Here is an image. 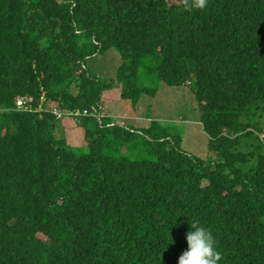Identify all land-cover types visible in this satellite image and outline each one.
Segmentation results:
<instances>
[{"label":"trees","instance_id":"1","mask_svg":"<svg viewBox=\"0 0 264 264\" xmlns=\"http://www.w3.org/2000/svg\"><path fill=\"white\" fill-rule=\"evenodd\" d=\"M38 19L70 56L63 87L48 74L57 65L35 36ZM107 48L123 59L119 82L135 77L145 59L180 62L182 81L169 85L193 93L208 146L227 164L218 168L223 193L201 156L191 162L166 142L157 143L156 161L125 159L119 172L108 170L103 142L109 133L126 137L95 131L96 120L85 115V151L69 145L68 190L59 192L65 143L45 134L48 105L58 96L61 109L84 113L104 88L111 90L113 79L80 69L95 49ZM258 113L264 114V0H208L191 10L184 0H0V189L14 195L0 200V264H142L155 256L150 264H177L192 221L211 230L223 255L218 264H264V146L253 143L252 131L233 133ZM143 197L164 202L155 207ZM173 204L186 220L176 228L159 223L160 209ZM241 212L246 219L237 221ZM230 241L232 258L222 248Z\"/></svg>","mask_w":264,"mask_h":264},{"label":"rangeland","instance_id":"2","mask_svg":"<svg viewBox=\"0 0 264 264\" xmlns=\"http://www.w3.org/2000/svg\"><path fill=\"white\" fill-rule=\"evenodd\" d=\"M34 25L36 38L41 43H44L43 50L45 52H49V54L56 61L57 67L48 70V74L61 78L63 87L69 80V68L67 63L69 62L70 56L65 51V47L61 42L47 34L46 24L43 20H36ZM84 30L85 29H77L78 32ZM106 40L110 41L111 38L108 37ZM92 42L94 48L97 44H99L98 40H92ZM96 52L97 51L95 49L93 55H90L84 60V62L83 60L80 62V69L83 67L82 65H84L85 68L87 67L89 69L90 73L97 75L101 81H108V79L114 80L112 89L107 90L104 88L100 93L99 98L103 105L105 103L107 105L108 102L112 101L111 104L107 106L109 114H122V109H118L113 101H116L117 104L129 103L127 98L130 96L128 94H126V97L120 98L122 96L121 94L119 96L120 85L118 84L119 81L115 77L117 67L124 64L123 59L118 52L112 51V48H107L98 53ZM127 61L129 62V59ZM146 65H149V63H146ZM138 69L140 70L135 78L136 80L133 82L134 85L142 88L140 89V92L149 97V104H154V106L151 107V110L155 107L163 111L146 112V110L138 108V118L136 122L131 124V126L142 124V127L147 129L149 125L155 129V134L163 135L164 133H168L171 137L178 135V143L181 144L184 150L188 149V152L192 155V157L193 153L197 150L205 149L204 145L200 144L199 141H207L209 138L200 120L201 109L198 107L193 93L187 89L188 91L186 95L182 94L181 90H184V87L180 89L176 88V90L170 89L169 86L163 84L160 79L156 78L154 74L146 72L140 61L138 62ZM118 79L120 80V78ZM75 89L76 86L71 84L69 92L74 94ZM131 102L134 103L133 100H131ZM57 103H59L58 96L54 97L49 102L48 107H50V109L59 108V110L53 111L49 127L46 129V131H48L46 136L48 140H53L56 144L58 140H60L61 143H65L64 141H66V144L63 146L64 150L62 155V183L59 187V192L63 194L68 190L67 182L70 179V174L67 170L68 160L70 155L74 157V155L70 152L69 145H72L78 150L84 152L86 144L83 125L76 123L70 117L71 113L77 110L68 108L66 112H63L61 110V107L63 106H57ZM175 117H178L176 118L177 121H172L171 123L170 121ZM250 122L252 129L256 132L253 143L258 145L259 137L264 140V114H256V116L251 117ZM141 137H138L136 142L133 143V154L131 155L128 153L129 156L125 157H122V155L126 154L127 151H125L126 148L122 145L113 141H110L108 146L106 144L108 153L104 157L103 162L107 169L112 172H119L122 162L125 159L137 161L145 159L144 161H156L157 153H142L148 141L154 140L155 137L149 134H143ZM139 143H141V145H139ZM44 217L45 223L51 227L53 219H51L49 215Z\"/></svg>","mask_w":264,"mask_h":264},{"label":"clouds","instance_id":"3","mask_svg":"<svg viewBox=\"0 0 264 264\" xmlns=\"http://www.w3.org/2000/svg\"><path fill=\"white\" fill-rule=\"evenodd\" d=\"M184 3H185V7L189 10H191L192 8L204 9L207 7L208 0H184ZM160 62L161 60L158 58H150V59H145L141 64L143 65L144 68L148 67L149 69H154L152 70V72H149V73L154 74L156 78L160 79L163 82V84H166L167 86H169L170 89L176 90V88L180 89L184 87V90H181V93L186 95L188 91L186 86H183V85L182 87L181 86H177V87L170 86V85H174L177 81H182L181 77H183L181 73L177 70L175 65H171V63L169 62H166L163 64V65H166V69L168 71L175 72L176 74H180L181 75L180 78L164 75L161 69L155 68L157 63H160ZM146 63H149V65H146ZM139 70L140 69H137V73L135 77H132L129 80L122 79V81L118 83L120 85L119 93H122V96L124 97H126V94L130 96L127 98L129 102L128 104H122V103L117 104L119 107L124 108L121 111L122 114H114V115L109 114L107 106H105L106 103L103 105L100 99L98 101L95 100L93 104H91L90 106H87V108L85 109L87 113L84 114L87 117L94 118L97 124H100L99 127H95V131L104 132V131L114 129L119 132V135H124L126 137L125 139L117 140L116 137L112 133H109L106 137V140L103 143L105 146L106 144L108 146L110 141L118 143L122 145L124 148L128 149L129 152L127 153L131 155L133 154V149H132L133 143L136 142L138 137H141L143 134H149V135L154 136L152 133L147 131V129L149 128V125L147 129H144L142 127V124L131 126L132 123L136 122L138 117L137 116L133 117L127 114L126 112V109L130 107L131 105H133L131 100H133L134 103L137 104V107L139 109H144L146 110V112H154L155 107H153V110H151V107L154 106V104L148 103L149 97L147 95L142 94L141 92L140 93L142 94V96H138L134 94L135 92L133 90L136 85H134L133 79L136 78L137 74L139 73ZM59 103H60V99H59ZM68 108L72 110H78L77 108H72L71 106H67L66 108H64V110L63 109L61 110L63 112H66ZM84 115L81 116V119H82L81 122L76 121L75 115H73V113H71L70 117L76 123L82 124L84 122V119H83ZM176 118L178 117H175L170 122L172 123V121H177ZM248 130L252 131L256 135V132L252 129L251 123L248 125ZM223 132L229 133L230 130L227 127H224ZM241 134L242 132L237 133L235 135L239 136ZM177 136L178 135H174L171 137L170 134L168 133H164L163 135H160L159 137L154 136L155 139L148 141L142 153H145V152L157 153L156 152L157 143L166 142L167 146L171 150H173V152H177L182 155L185 154L191 162H195L197 159L196 157L201 156L202 161L205 164L204 167H205V172L207 171V177L215 176L216 181L219 185L220 191H222L223 193L226 190L227 183H226L224 176L218 172V168H219V162H221L222 164L225 161V159L222 158L219 154L213 153L210 150V147L208 146L209 139L203 142V145L205 149L207 150L199 149L193 153V157H192V155L188 152V149L184 150L182 146H180L178 142L174 140V137H176L177 139ZM141 140H142V137H141ZM258 140H259V143H261L264 146V140H262L260 137L258 138ZM58 142H61V141L58 140ZM64 142L66 144V141ZM139 145H141V143H139ZM144 160L145 159L138 160V162H148ZM70 169H71V162H70V157H69L68 164H67V170L69 174H70ZM152 199H158V197H154ZM151 204L154 205L155 207H158V203L152 202ZM194 208L197 211L200 210L198 205H196ZM160 210L162 212L160 222H159L160 224L164 226H169L172 228L178 227L180 223L186 224L185 223L186 220L183 219L182 215L179 213L178 211L179 208L177 205L173 204L167 208L160 209ZM189 225H190V229L192 230L186 233L185 238H186L187 249L182 251L181 254L179 255L177 259V264H218V262L223 258V255H222V252L218 250L217 242L211 230L207 227L202 226L199 223V221H192ZM232 243L233 242L230 241V242H226L222 244V248H224L223 250L228 252L231 258H232ZM143 264H150V263H143Z\"/></svg>","mask_w":264,"mask_h":264},{"label":"bare ground","instance_id":"4","mask_svg":"<svg viewBox=\"0 0 264 264\" xmlns=\"http://www.w3.org/2000/svg\"><path fill=\"white\" fill-rule=\"evenodd\" d=\"M185 62H187V56L185 57ZM166 62H169V63H171V65H177V66H179L180 65V62L179 63H174L173 62V60H170V59H168V60H166V59H162L161 60V62L160 63H157V65H156V67L155 68H159V69H161V71H162V73L164 74V75H168V76H173V77H178V78H180V74H176L175 72H171V71H168L167 69H166V65H163L164 63H166ZM225 65H238V63H234V62H230V64L229 63H226ZM57 67V66H56ZM146 69H145V71L146 72H152V70H154V69H149L148 67H145ZM53 69V68H52ZM58 71V70H57ZM136 79H133V82L135 81ZM74 86V85H73ZM42 92V91H41ZM138 93H140V92H135L134 94H138ZM122 97H124V96H121L120 98H122ZM95 101V100H94ZM96 101H98V100H96ZM100 102V101H99ZM111 102L112 101H110V102H108V104L107 105H105V106H109V104H111ZM57 104H61V100H60V103H57ZM21 110H27V108L26 107H24V108H19V111H21ZM48 110L49 111H51V112H53V111H55V110H59V108H54V109H50V107H48ZM100 126V124H95L94 125V127H99ZM248 131V127H246V128H244V129H241V130H237L234 134H237V133H240V132H247ZM258 131H260V130H258ZM261 132V131H260ZM45 134L47 135L48 134V131H46L45 130ZM156 136H160L161 134H155ZM228 136H230V134H228ZM108 153V150L106 149V154ZM106 154H105V156H106ZM117 155V154H116ZM104 156V157H105ZM119 156V155H118ZM125 156H129L128 155V153H126V154H123L122 155V157H125ZM104 157H103V159H104ZM131 157V156H130ZM131 162H134V161H132V160H130ZM0 163H5V162H3V161H0ZM222 164H221V162H219V166H221ZM139 166H143V165H139ZM226 166H227V164L225 163V165L224 166H221L222 168H226ZM186 168H190V165H186L185 166ZM154 173H155V175L157 176V173L155 172V171H153ZM162 177H163V175H162ZM164 178V177H163ZM4 179V181H5V183H6V185L7 186H10L11 185V183H10V180L9 179H7V178H3ZM0 188H3L2 186H0ZM159 194H160V191H159ZM229 195H236L234 192H229ZM12 196H14L13 195V193L10 191V190H8V189H3V191L0 189V200H3L4 198H7V197H12ZM144 199H146V200H148V201H150V202H153V203H163L164 201L163 200H161V199H150V198H148V197H143ZM46 212H51L49 209H46ZM224 215H226V214H224ZM238 219H243V220H245L246 219V212H241L240 213V216L239 217H237V221H238ZM237 223V222H236ZM47 225V224H46ZM48 226V225H47ZM233 226V225H232ZM52 227V226H51ZM51 227H49V228H51ZM234 227V226H233ZM233 235V234H232ZM232 235H230L229 236V238L230 239H232ZM224 249V248H223ZM226 250V249H225ZM156 256L155 257H142L141 259H140V261H141V263L143 264V263H156ZM227 259V258H226ZM226 259H224L223 261H225Z\"/></svg>","mask_w":264,"mask_h":264},{"label":"crops","instance_id":"5","mask_svg":"<svg viewBox=\"0 0 264 264\" xmlns=\"http://www.w3.org/2000/svg\"><path fill=\"white\" fill-rule=\"evenodd\" d=\"M113 103L116 105V107L118 108V109H124L123 107H119L118 105H117V103H116V101H113ZM137 104H135V103H133V105H131L130 107H128L127 109H126V112H127V114H129V115H131V116H133V117H136L137 116V114H138V110H137ZM160 111H163V110H161V109H159V108H154V112H160Z\"/></svg>","mask_w":264,"mask_h":264},{"label":"built area","instance_id":"6","mask_svg":"<svg viewBox=\"0 0 264 264\" xmlns=\"http://www.w3.org/2000/svg\"><path fill=\"white\" fill-rule=\"evenodd\" d=\"M42 99L46 100L45 97H43ZM57 106H60V104H58ZM86 113H87L86 110H85L84 113H80V111L77 110V111L73 112V115H75V119H76L77 122H81L82 121L81 116L86 114Z\"/></svg>","mask_w":264,"mask_h":264}]
</instances>
